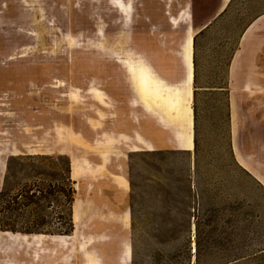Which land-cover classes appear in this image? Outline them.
Masks as SVG:
<instances>
[{
  "label": "rangeland",
  "instance_id": "obj_1",
  "mask_svg": "<svg viewBox=\"0 0 264 264\" xmlns=\"http://www.w3.org/2000/svg\"><path fill=\"white\" fill-rule=\"evenodd\" d=\"M29 1L0 0V191L9 158L21 154L68 155L83 176L74 178L73 236L0 232V264H264V0H231L220 17L222 0H135L128 45L166 83L190 87L173 111L95 50L99 29L108 42L124 30L128 16L115 3ZM184 13L199 29L210 23L193 43L192 84L178 57L188 25L170 23ZM51 20L60 32L48 27ZM196 139L205 165L215 159V175L232 149L253 179L242 195L248 207L232 211L225 199L215 239L202 234L200 245L196 226L186 229L183 206L169 197L167 161L152 155L193 151Z\"/></svg>",
  "mask_w": 264,
  "mask_h": 264
},
{
  "label": "trees",
  "instance_id": "obj_2",
  "mask_svg": "<svg viewBox=\"0 0 264 264\" xmlns=\"http://www.w3.org/2000/svg\"><path fill=\"white\" fill-rule=\"evenodd\" d=\"M218 148V145L212 148L213 155H217ZM152 155L161 157L163 162L167 161L169 197L183 206L180 213L184 217L186 229L191 230L196 226L198 245L202 234H206L211 242L215 239L216 223L223 211L228 210L222 207L226 203L225 199H231L232 211L240 212L248 207L249 201L242 195L247 189V181L253 179L236 160L232 149V161L221 160L217 164L221 174L216 175L209 168H214L215 159L212 164L205 165L198 139L195 140L193 151L178 149L152 152ZM211 175L210 182L205 183L206 176ZM218 175L219 178H216ZM76 196L77 182L72 177V161L68 155L11 156L0 191V232L23 236L71 237L75 232L73 206ZM179 196H183L182 201L178 200ZM175 209L178 210L173 207L168 211L170 217ZM131 213L136 221L140 211L132 206ZM156 216L159 218L161 215L156 211ZM202 228L209 229L206 233L202 232ZM172 233L175 237L177 230Z\"/></svg>",
  "mask_w": 264,
  "mask_h": 264
},
{
  "label": "bare ground",
  "instance_id": "obj_3",
  "mask_svg": "<svg viewBox=\"0 0 264 264\" xmlns=\"http://www.w3.org/2000/svg\"><path fill=\"white\" fill-rule=\"evenodd\" d=\"M109 1H111V3H115L116 7L122 10L124 15L128 16V20L125 21L123 27L124 30L123 32L121 31L120 35L117 36L118 39L116 42L106 41L104 39V30L102 28L99 29L96 34L98 39L96 40V44H94L96 47L95 50L110 54V59L112 61H114L121 67H124L129 70L136 79L139 86L141 87V92H144L145 95L152 99L155 104H158L159 107H162L164 108V110L167 111L179 109L184 103L188 101V97H190V87L184 84L179 85L166 83L161 77V74L158 72V70L155 69L151 60L141 51L134 50L128 45V37L125 36V26L129 24L128 21L130 17V12L132 10V6L134 5L135 0H127L128 3H126L125 0ZM230 1L231 0H222L217 13L218 17H220L226 11L230 4ZM183 22L187 23L188 31L186 34V38L183 40V42H181L179 46L178 57L183 60L184 65L189 69L185 82H188V84H192L194 80L193 43L195 41L196 36L203 32L207 27H209V24L199 29L196 26L191 14L189 13H184L179 17L171 18L170 20V23L172 24L174 29H177L180 26L179 24ZM48 27H50V29H52L53 31L60 32L59 27L53 20L48 23ZM36 36L38 35L36 34ZM39 40L40 38L38 39V42ZM78 49L79 51H81L83 48L78 47ZM93 94L95 98L106 97V94L98 92L96 90H93ZM135 107H139L138 103ZM187 144H189L188 147L192 148L193 139L191 136L189 137ZM79 164L80 163L76 159L72 163L73 179H79L83 176L81 175L82 171L79 167ZM9 234L10 233H6V235Z\"/></svg>",
  "mask_w": 264,
  "mask_h": 264
},
{
  "label": "crops",
  "instance_id": "obj_4",
  "mask_svg": "<svg viewBox=\"0 0 264 264\" xmlns=\"http://www.w3.org/2000/svg\"><path fill=\"white\" fill-rule=\"evenodd\" d=\"M152 19V18H151ZM210 24V23H209Z\"/></svg>",
  "mask_w": 264,
  "mask_h": 264
}]
</instances>
